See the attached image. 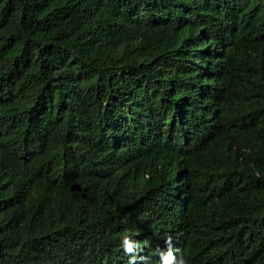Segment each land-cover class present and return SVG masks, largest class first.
Masks as SVG:
<instances>
[{
	"label": "trees",
	"instance_id": "trees-1",
	"mask_svg": "<svg viewBox=\"0 0 264 264\" xmlns=\"http://www.w3.org/2000/svg\"><path fill=\"white\" fill-rule=\"evenodd\" d=\"M166 235L264 264V0H0V264Z\"/></svg>",
	"mask_w": 264,
	"mask_h": 264
},
{
	"label": "clouds",
	"instance_id": "clouds-1",
	"mask_svg": "<svg viewBox=\"0 0 264 264\" xmlns=\"http://www.w3.org/2000/svg\"><path fill=\"white\" fill-rule=\"evenodd\" d=\"M125 242H127V243H125ZM165 244L167 246L166 252L160 251L158 249V252H159V255L161 258V264H187L185 257L182 254H180L179 249L176 250V254L173 253L172 237L171 236L166 235ZM123 247H124V251H125L126 255L142 250V249H140L139 244H136V243L130 241L127 236H125L123 239ZM136 259H137L136 255L131 256L129 264H134Z\"/></svg>",
	"mask_w": 264,
	"mask_h": 264
}]
</instances>
